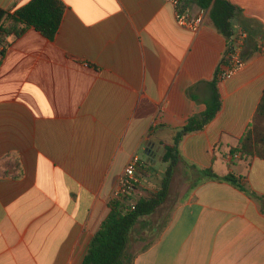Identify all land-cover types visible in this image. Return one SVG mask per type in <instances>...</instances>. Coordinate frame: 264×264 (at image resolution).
Returning a JSON list of instances; mask_svg holds the SVG:
<instances>
[{
    "label": "crops",
    "instance_id": "obj_1",
    "mask_svg": "<svg viewBox=\"0 0 264 264\" xmlns=\"http://www.w3.org/2000/svg\"><path fill=\"white\" fill-rule=\"evenodd\" d=\"M62 1L55 38L31 28L0 65V264H82L129 161L144 163L142 197L158 193L143 172L169 167L164 146L206 110L226 64L228 41L210 17L191 31L164 0ZM227 1L241 10L234 27L261 35L248 36L244 68L218 81L215 119L180 141L175 169L195 183L132 264H264V160L230 155L264 93V0Z\"/></svg>",
    "mask_w": 264,
    "mask_h": 264
},
{
    "label": "trees",
    "instance_id": "obj_2",
    "mask_svg": "<svg viewBox=\"0 0 264 264\" xmlns=\"http://www.w3.org/2000/svg\"><path fill=\"white\" fill-rule=\"evenodd\" d=\"M186 2L199 8L210 9V20L227 39L226 51L229 52L235 40L234 21L241 12L240 8L227 0H186ZM65 8L62 0H31L20 8L0 9V65L12 40L20 38L31 28L49 40H53L60 28ZM243 28L248 31L251 38L256 39L261 35L247 26ZM219 73L220 67L216 71L215 79L211 82V96L206 102V110L200 115L190 117L186 124L177 130L174 144L164 146L163 161L168 163L169 167L159 192L138 199L134 210L117 199H111L110 212L93 235L82 264L133 263L134 256L130 253V249L134 231L137 224L144 219L147 221L165 203L169 194L170 179L180 161L178 149L180 141L189 134L204 130L215 119L222 107L217 87L220 81ZM236 154H240V157H259L264 160V93L252 124L238 145L230 150V155ZM202 173L205 178L224 179L248 191L232 174L220 178L211 169L202 170Z\"/></svg>",
    "mask_w": 264,
    "mask_h": 264
},
{
    "label": "built area",
    "instance_id": "obj_3",
    "mask_svg": "<svg viewBox=\"0 0 264 264\" xmlns=\"http://www.w3.org/2000/svg\"><path fill=\"white\" fill-rule=\"evenodd\" d=\"M169 4L175 15L177 24L191 31H198L207 21L210 15V9L197 7L194 12L193 9L187 4L186 0H164ZM235 40L230 51L224 55L226 64L220 68L219 80H226L231 78L237 72L241 71L246 60L243 57V48L249 36L247 30L241 27H234ZM240 154H236L235 157ZM144 166V163L139 157L134 156L124 171L118 178L117 187L112 194V199L121 201L124 205L128 206L131 210L136 209V201L142 197V192H139V185L141 183L138 171ZM138 192L139 198L136 200L130 199V196Z\"/></svg>",
    "mask_w": 264,
    "mask_h": 264
},
{
    "label": "rangeland",
    "instance_id": "obj_4",
    "mask_svg": "<svg viewBox=\"0 0 264 264\" xmlns=\"http://www.w3.org/2000/svg\"><path fill=\"white\" fill-rule=\"evenodd\" d=\"M141 159H145L147 155L143 152L139 155ZM166 166L162 161L156 164L155 167L147 169L143 172V177L147 185V191L150 194L157 192L162 185V181L166 175ZM195 183V178L188 177V174L183 166H179L173 172L169 184V195L164 205L149 219H144L143 222L137 224L134 231L130 253L135 254L141 251L146 245L154 240L163 224L166 222L171 211L178 201L182 198L187 188ZM147 222V224H145ZM144 224L146 226H144ZM155 228V229H154Z\"/></svg>",
    "mask_w": 264,
    "mask_h": 264
}]
</instances>
